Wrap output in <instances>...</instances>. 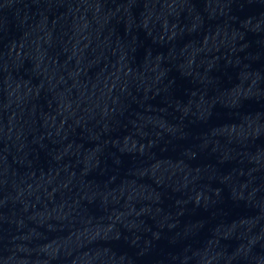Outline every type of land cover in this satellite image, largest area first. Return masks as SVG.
Masks as SVG:
<instances>
[{
  "label": "water",
  "instance_id": "1",
  "mask_svg": "<svg viewBox=\"0 0 264 264\" xmlns=\"http://www.w3.org/2000/svg\"><path fill=\"white\" fill-rule=\"evenodd\" d=\"M0 264H264V0H0Z\"/></svg>",
  "mask_w": 264,
  "mask_h": 264
}]
</instances>
